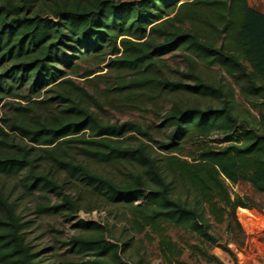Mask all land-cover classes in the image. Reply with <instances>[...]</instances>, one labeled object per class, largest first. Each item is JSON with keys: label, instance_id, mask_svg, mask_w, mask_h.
<instances>
[{"label": "trees", "instance_id": "16d2710c", "mask_svg": "<svg viewBox=\"0 0 264 264\" xmlns=\"http://www.w3.org/2000/svg\"><path fill=\"white\" fill-rule=\"evenodd\" d=\"M173 51H180L189 69L182 79L161 73L162 56ZM90 59L129 73L119 90L190 93L219 105L172 101L161 121L166 137L155 140L150 126L103 120L91 109L100 107L99 101L74 79H91L96 71L81 66ZM200 64L218 67L231 82L206 81ZM236 86L257 111L251 120L236 113ZM9 98L15 102L13 115L0 114V178L16 180L22 194L59 198L39 203L38 213L68 220L88 197L98 204L87 210L128 209L132 229L158 239L161 264H226L196 244L191 249L205 262L182 260L183 250L167 227L212 242L214 222L233 218L241 230L236 210L249 208L232 196L227 181H245L264 193V13L259 8L248 0H0V105ZM215 134L223 136L222 145L205 140ZM195 139L205 143L191 159L183 158L184 144ZM77 146L90 159L137 169L117 181L77 162L70 152ZM61 171L71 186L83 189L77 196L59 181ZM11 197L0 189V264H43ZM77 226L93 230L69 240L81 264H143L129 259L131 241L112 235L107 224L79 219Z\"/></svg>", "mask_w": 264, "mask_h": 264}, {"label": "rangeland", "instance_id": "374dc122", "mask_svg": "<svg viewBox=\"0 0 264 264\" xmlns=\"http://www.w3.org/2000/svg\"><path fill=\"white\" fill-rule=\"evenodd\" d=\"M121 2H129L133 0H120ZM251 7H255L258 2L248 0ZM161 73L164 77L176 80L182 79L181 72L188 69L187 63L183 60L180 51H173L162 56ZM82 70L94 69L95 74L90 80L74 78L75 81L82 84L94 97L99 101L100 107L92 105L91 109L96 112L103 120L111 122L137 121L144 126H150L151 132L155 140H164L167 130L161 126L163 114L166 113L172 101L176 100L182 104L201 103L203 105L212 103L214 106L219 102L212 97L195 96L190 93H147L141 95V92L131 93L128 90L117 89L120 82L129 79V73L117 71L105 67V63L100 64L97 60L90 59L82 63ZM81 70V71H82ZM199 72L206 81L219 85L231 82L218 67H207L203 64L199 65ZM227 78V81H226ZM235 100L237 103L236 113H239L242 119L249 120L257 116V111L250 107L241 95L239 88L236 86ZM12 99H4L0 105V114L13 115ZM250 111L249 114L247 111ZM130 134L125 135V138ZM210 145L220 146L223 144V136L215 134L208 139ZM145 142L148 140L144 139ZM134 143V140H129ZM155 145L154 143L150 142ZM203 139L190 140L184 144L183 158H189V155L195 153L199 147L204 144ZM77 162H82L89 167L106 176L112 177L117 181L124 179L128 172L137 169L135 164L129 163H107L90 159L83 155L79 147L70 150ZM47 169L50 166H45ZM53 170V168L51 169ZM55 170V169H54ZM59 181L66 182L65 190L72 195L77 196L80 190L78 185L71 186L65 172H59ZM16 180L1 177L0 189L6 194L11 195L12 200H16L18 212L22 215L23 220L27 221L26 236L32 244L34 251H38V259L43 264H81V257L69 249V240L77 234L93 233L91 229H82L77 226V220L101 222L107 224L110 232L115 237L121 238L123 241L130 240V248L126 255L135 263L140 259L143 264H161L162 256L158 246V239L149 240L146 232L136 233L130 222V213L128 209L123 207H108L87 210V207L98 204L94 199H82V209L75 212L68 220L62 215H42L37 212L39 203H55L59 198L53 193L36 192L29 196L22 194L20 189L15 185ZM230 193L235 198L241 197L249 208L239 207L236 210V217L242 229L240 230L233 218H229L224 223H213L210 235L217 239L208 242L199 237L196 233L187 232L183 229L168 226V233L179 247L183 250L182 260L186 262L202 261L205 259L197 252H193L192 245H201L210 253L215 254L226 264H241L243 261V251H249L250 246H255L257 239L264 242V231L259 236L250 234L255 223L253 220V212L246 210H262L264 209V193L257 192L251 184L245 181H239L237 184L227 181ZM143 201L140 199L138 202ZM109 236V235H108ZM228 248L229 251L225 249Z\"/></svg>", "mask_w": 264, "mask_h": 264}, {"label": "crops", "instance_id": "0c3cea01", "mask_svg": "<svg viewBox=\"0 0 264 264\" xmlns=\"http://www.w3.org/2000/svg\"><path fill=\"white\" fill-rule=\"evenodd\" d=\"M255 2H258L256 4V8H259L264 13V0H254ZM242 210H245L241 208ZM253 212V220L255 228H253L250 232V234H257L261 235L264 231V209L257 210H246ZM249 251H243V261H241V264H264V242L257 239V243L255 246H250Z\"/></svg>", "mask_w": 264, "mask_h": 264}, {"label": "water", "instance_id": "95a60500", "mask_svg": "<svg viewBox=\"0 0 264 264\" xmlns=\"http://www.w3.org/2000/svg\"><path fill=\"white\" fill-rule=\"evenodd\" d=\"M211 237H212V240L216 243L217 239L215 237H213V236H211Z\"/></svg>", "mask_w": 264, "mask_h": 264}]
</instances>
